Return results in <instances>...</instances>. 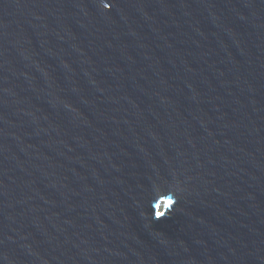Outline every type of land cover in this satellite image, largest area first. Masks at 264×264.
Instances as JSON below:
<instances>
[{
	"label": "water",
	"instance_id": "obj_1",
	"mask_svg": "<svg viewBox=\"0 0 264 264\" xmlns=\"http://www.w3.org/2000/svg\"><path fill=\"white\" fill-rule=\"evenodd\" d=\"M0 264H264V0H0Z\"/></svg>",
	"mask_w": 264,
	"mask_h": 264
},
{
	"label": "snow or ice",
	"instance_id": "obj_2",
	"mask_svg": "<svg viewBox=\"0 0 264 264\" xmlns=\"http://www.w3.org/2000/svg\"><path fill=\"white\" fill-rule=\"evenodd\" d=\"M168 203H169V205H171L173 203V201L169 200Z\"/></svg>",
	"mask_w": 264,
	"mask_h": 264
}]
</instances>
